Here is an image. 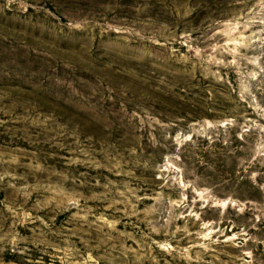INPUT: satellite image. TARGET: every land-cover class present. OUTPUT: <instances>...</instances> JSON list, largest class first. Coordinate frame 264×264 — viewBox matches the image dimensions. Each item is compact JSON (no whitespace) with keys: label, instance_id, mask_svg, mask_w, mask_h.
I'll list each match as a JSON object with an SVG mask.
<instances>
[{"label":"rangeland","instance_id":"rangeland-1","mask_svg":"<svg viewBox=\"0 0 264 264\" xmlns=\"http://www.w3.org/2000/svg\"><path fill=\"white\" fill-rule=\"evenodd\" d=\"M0 264H264V0H0Z\"/></svg>","mask_w":264,"mask_h":264}]
</instances>
